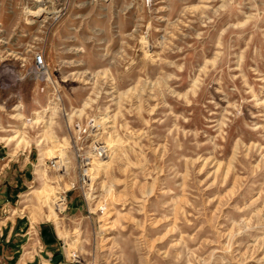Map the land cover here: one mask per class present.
I'll return each mask as SVG.
<instances>
[{
	"label": "rangeland",
	"instance_id": "rangeland-1",
	"mask_svg": "<svg viewBox=\"0 0 264 264\" xmlns=\"http://www.w3.org/2000/svg\"><path fill=\"white\" fill-rule=\"evenodd\" d=\"M6 216L0 264H264V0H0Z\"/></svg>",
	"mask_w": 264,
	"mask_h": 264
},
{
	"label": "built area",
	"instance_id": "built-area-1",
	"mask_svg": "<svg viewBox=\"0 0 264 264\" xmlns=\"http://www.w3.org/2000/svg\"><path fill=\"white\" fill-rule=\"evenodd\" d=\"M146 2H151V0H145ZM58 15H55L56 18ZM33 65L36 70L39 72H43L45 69L44 61L42 58V54L36 52L32 58ZM73 130L79 133L78 135H86L87 131H91L92 135L95 136L92 141H90L87 146V150L84 152L82 156L79 157L76 169H77V186L82 191L83 196L91 197L93 194V190L91 188L92 185V167H94V163L103 160L106 156V146L102 142H99L96 139V134L99 129V123H96L95 120L89 118V121L86 123H81L80 121H74ZM48 161L51 167H54L57 164V159L53 157ZM61 201V200H59ZM57 206V204H56Z\"/></svg>",
	"mask_w": 264,
	"mask_h": 264
},
{
	"label": "crops",
	"instance_id": "crops-1",
	"mask_svg": "<svg viewBox=\"0 0 264 264\" xmlns=\"http://www.w3.org/2000/svg\"><path fill=\"white\" fill-rule=\"evenodd\" d=\"M15 221H16V219L13 220V219L9 218L8 216H6V217H4L3 219L0 220V223H1L0 227L1 226L3 227L5 225L4 223H8V229L4 230V236L10 237L11 236V232H12V235L16 234V226L14 227V225H16ZM0 234H1V232H0ZM3 239H4V241H7L9 238L3 237Z\"/></svg>",
	"mask_w": 264,
	"mask_h": 264
},
{
	"label": "bare ground",
	"instance_id": "bare-ground-1",
	"mask_svg": "<svg viewBox=\"0 0 264 264\" xmlns=\"http://www.w3.org/2000/svg\"><path fill=\"white\" fill-rule=\"evenodd\" d=\"M54 157H56V156H54ZM97 163H98V162H97ZM97 163H94V165H93V166L95 167ZM94 167H92V170H93V168H94Z\"/></svg>",
	"mask_w": 264,
	"mask_h": 264
}]
</instances>
